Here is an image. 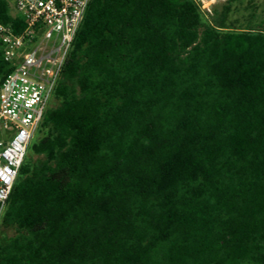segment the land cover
Returning a JSON list of instances; mask_svg holds the SVG:
<instances>
[{"label": "trees", "instance_id": "trees-1", "mask_svg": "<svg viewBox=\"0 0 264 264\" xmlns=\"http://www.w3.org/2000/svg\"><path fill=\"white\" fill-rule=\"evenodd\" d=\"M224 13L88 1L9 195L0 264H264V21L235 29ZM11 70L0 53V78Z\"/></svg>", "mask_w": 264, "mask_h": 264}, {"label": "built area", "instance_id": "built-area-1", "mask_svg": "<svg viewBox=\"0 0 264 264\" xmlns=\"http://www.w3.org/2000/svg\"><path fill=\"white\" fill-rule=\"evenodd\" d=\"M89 0H8L20 17L0 23V222L28 148L82 23Z\"/></svg>", "mask_w": 264, "mask_h": 264}, {"label": "rangeland", "instance_id": "rangeland-1", "mask_svg": "<svg viewBox=\"0 0 264 264\" xmlns=\"http://www.w3.org/2000/svg\"><path fill=\"white\" fill-rule=\"evenodd\" d=\"M199 5L200 10L204 14V19L207 22L215 24L217 20L221 17L220 15L224 13V6L227 4V1L224 0V3L220 0H195ZM227 13H224V22L227 25H231L235 29L244 28L247 22L250 20L252 22L251 28L258 29L257 25L260 22L264 21V0H242L237 3H231L229 5V10ZM10 12L15 13L13 7L10 5ZM253 14V18L250 19V15ZM50 107H55L57 105L56 100L50 99ZM31 159H35V155L29 156ZM2 234L6 237H11L14 235L13 230L11 229H2L0 227Z\"/></svg>", "mask_w": 264, "mask_h": 264}, {"label": "crops", "instance_id": "crops-1", "mask_svg": "<svg viewBox=\"0 0 264 264\" xmlns=\"http://www.w3.org/2000/svg\"><path fill=\"white\" fill-rule=\"evenodd\" d=\"M220 1L224 3V0H220Z\"/></svg>", "mask_w": 264, "mask_h": 264}]
</instances>
